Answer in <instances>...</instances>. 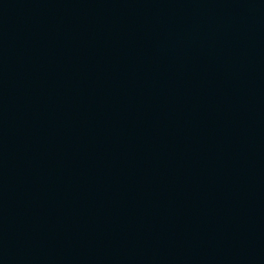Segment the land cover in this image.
<instances>
[{"label": "water", "instance_id": "1", "mask_svg": "<svg viewBox=\"0 0 264 264\" xmlns=\"http://www.w3.org/2000/svg\"><path fill=\"white\" fill-rule=\"evenodd\" d=\"M0 264H264V0H0Z\"/></svg>", "mask_w": 264, "mask_h": 264}]
</instances>
